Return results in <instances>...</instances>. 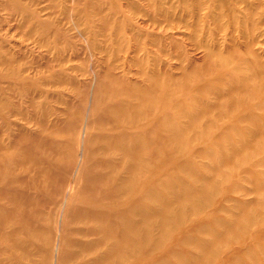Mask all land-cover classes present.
Wrapping results in <instances>:
<instances>
[{"label": "rangeland", "instance_id": "1", "mask_svg": "<svg viewBox=\"0 0 264 264\" xmlns=\"http://www.w3.org/2000/svg\"><path fill=\"white\" fill-rule=\"evenodd\" d=\"M261 15L0 0V264H264Z\"/></svg>", "mask_w": 264, "mask_h": 264}, {"label": "bare ground", "instance_id": "2", "mask_svg": "<svg viewBox=\"0 0 264 264\" xmlns=\"http://www.w3.org/2000/svg\"><path fill=\"white\" fill-rule=\"evenodd\" d=\"M263 17L264 16L261 15V18H263ZM260 34L264 35V29H261L259 31V35ZM94 76H95V78H94V84L95 85H93V86H96L97 74H94ZM93 100H94V96H92V99L89 98V103H93ZM91 106L93 107V104ZM91 116H92V114H91L90 108H89L88 112H87V116H86V121H85V123H84V125H83V127L81 129V153H79L80 154V160H79L80 162H79V165H78L77 169L75 170V173L73 175V180H72L71 184L77 183V179L82 174V172L85 170V164H86L87 156L92 152L91 147H89V143L88 142L91 141L93 139V137H94V132L92 131V126L95 124L97 118H93V120H92ZM144 129H146V128H144ZM70 193L71 192H69L68 197H67V199H66V201L64 203V209L62 211V223H63V220L65 219V214H67L72 209V206L69 204ZM100 214L102 216H107V217H109V219L114 220L113 218H114L115 215H114L113 211L106 210V211L100 212ZM62 223L60 225V230H62V226H63ZM63 241H64L63 237L60 236L59 237V241L57 243V248L55 249V252H54V255H55V258H56V261H55L56 264H59L60 261H61L62 250H63V246H64V242Z\"/></svg>", "mask_w": 264, "mask_h": 264}]
</instances>
